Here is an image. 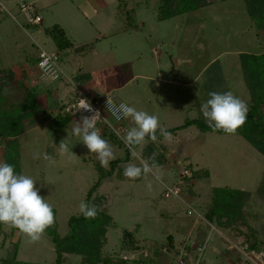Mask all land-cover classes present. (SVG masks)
Here are the masks:
<instances>
[{
  "label": "rangeland",
  "instance_id": "rangeland-1",
  "mask_svg": "<svg viewBox=\"0 0 264 264\" xmlns=\"http://www.w3.org/2000/svg\"><path fill=\"white\" fill-rule=\"evenodd\" d=\"M22 1L34 6L42 23L38 27L27 25L17 0H0L14 17L0 12V72L13 73L12 83L6 80L5 92L0 94L1 131L5 132V138H0V163L6 142L18 148L19 174L36 180L39 194L52 205L60 237L67 234L69 218L79 215V204L99 179V171H109L110 163L123 160L127 153L128 160L119 168L124 172L129 165H139L144 159L141 150L150 143L146 139V144L130 150L123 139L100 128L115 154L106 168L101 167L96 154L90 153L81 137L72 134L80 116L56 129L50 120L51 114L57 113L51 106L54 102L63 106L77 92L89 98L108 96L156 115L160 126L171 130L192 120L207 125L200 108L212 91H231L249 101L239 55L260 54L264 40L257 37L243 0H208V6L163 20L158 19L159 0H108L111 10L105 16L113 25L107 32L96 18H87L79 8L86 0ZM57 23L75 48H91L58 52L61 78L49 84L39 77L33 60L41 50L55 51L43 30ZM97 32L104 37L96 40ZM218 73L220 76L211 81ZM76 77L77 82L73 81ZM26 89L40 106L36 114L27 108L30 100ZM123 125L126 131L135 126L131 118ZM171 136L169 141L160 134V140L154 142V147L165 148L167 162L163 167L134 180L117 178L115 173L100 183L95 195L105 198L106 214L112 220L105 235L104 256L114 259L113 264H138L139 260L128 263L119 259L121 253L129 252L122 243L125 233L140 247L150 242L167 244L172 235L178 253L156 254L157 264H178L180 258L184 264H195L198 258L201 264H241L237 250H227L228 241L246 251L248 237L259 252H264V156L238 136L203 133L196 126L179 129ZM62 140L75 154L72 159L59 155ZM35 153L52 155L55 165L34 159ZM184 169L195 177L182 179ZM173 186L179 187V196L165 199L166 188ZM218 189L249 193L239 221L227 229L205 218L212 193ZM199 245L205 248L201 256L196 252ZM143 253L138 258L148 264L150 250ZM14 255L18 261L31 264H53L56 260L47 234L30 242L18 229L0 224V260ZM79 262L76 256H64L63 264Z\"/></svg>",
  "mask_w": 264,
  "mask_h": 264
},
{
  "label": "trees",
  "instance_id": "trees-1",
  "mask_svg": "<svg viewBox=\"0 0 264 264\" xmlns=\"http://www.w3.org/2000/svg\"><path fill=\"white\" fill-rule=\"evenodd\" d=\"M243 2L246 14L255 23L257 37L264 40V0H243ZM209 4L210 2L208 0H159L158 19L163 20L183 13L194 12L205 6H208ZM43 35L49 38L54 44V52L56 54H58V52L66 50L73 49L75 50V52H78L79 50H83V48H91V45L75 48L71 41L68 39L64 30L57 24L52 25L49 28H45L43 30ZM261 49L262 52L258 55H239L242 77L249 94V101L246 103L248 106L246 121L241 127L237 129L234 134H228L222 130H213L203 121L198 120L187 121L183 126L167 131L172 134L179 129L187 128L189 126H196L203 133L214 132L221 136H238L244 139L248 144H250L260 155L264 156V45ZM37 57L33 60L34 65L37 63ZM216 65L217 61L214 62L210 66V68ZM218 76H220L219 73L218 75L213 74L210 78L211 81H215ZM12 78V72H0L1 95L5 92L3 91V89L4 87H6V80L11 82ZM77 80L78 77L73 79V81L75 82H77ZM27 95L26 98L30 100L27 108L30 112L36 114L37 112H39L40 106L36 102L35 98L31 96L30 92ZM2 99L3 98H1L0 100ZM51 106L56 108L57 111L56 115L51 114L50 117V120L52 121L56 129L66 127L71 122L72 117L61 116L59 114L61 107L56 106V102H54V105ZM14 128H12L11 130H13ZM1 130L2 123L0 118V138H5V132ZM157 137L158 139L160 138L159 131H157ZM147 140L149 141L150 145L144 147L141 150V155L144 159H148L152 156L153 153H156V160L159 166L163 167L167 162V160L165 159V148H156L154 147V142H152L150 139ZM128 158L129 153L125 155L123 160L112 161L109 165V171L102 172V170H100L99 179L88 191L84 201L88 202L89 204H94L98 207L99 211L95 219H86L81 212L79 213V215L69 218L67 222L68 231L64 237H60L57 234L54 223L52 226L48 227L45 230L44 234H47L50 238V242L54 248V253L56 254V260L53 264H63L64 256H76L80 258L79 264H113L114 259H112L111 257H105L103 254L105 235L108 227L112 225V220L106 214L105 198H103L102 196H97L95 195V193L99 188L100 183L104 179L112 177V175H114L115 173L117 178L119 177L120 179H124L126 177L123 174V170L119 168V164L126 162ZM2 159L3 163L6 162L12 164L14 166L15 172L19 174L18 148L13 149L6 142L2 150ZM149 163L151 164L150 160ZM192 177H195L193 172ZM261 193L264 194V187ZM248 199L249 193L247 192L229 189L215 190L212 193V201L207 209L205 218L207 222H214L220 228L227 229L228 227H232L239 221V217L241 216V214H243V208ZM166 242L168 244H164L166 247L162 244H157L154 242H150L149 245L140 247L133 242L132 237L129 233L124 234L122 241L123 247L129 252L140 253L146 249H149L151 255L149 256L148 264H157L155 257L158 254L162 253L164 248H166L167 253L171 251H174V253L176 254L178 253L176 247H174L175 243L172 236H168ZM246 246L248 251H258L255 242L252 241V237H248L246 239ZM0 262L1 264H31L18 261L15 255L11 259H1Z\"/></svg>",
  "mask_w": 264,
  "mask_h": 264
},
{
  "label": "clouds",
  "instance_id": "clouds-1",
  "mask_svg": "<svg viewBox=\"0 0 264 264\" xmlns=\"http://www.w3.org/2000/svg\"><path fill=\"white\" fill-rule=\"evenodd\" d=\"M209 97L200 108L207 125L213 130L234 134L246 121L248 112L246 102L231 91L224 93L212 91ZM114 108L115 105L108 99L106 111L120 119L131 118L135 124L122 137L130 150L146 144V138L156 142L157 131L165 140L172 139L171 133L160 126L156 115L128 105H121L118 113ZM78 109L91 112L92 115L82 116L81 121L73 127L72 134L81 137L90 153L96 154L100 166L106 168L109 162L115 159V154L113 146L101 136V130L96 127V122L101 119L100 113L94 110L86 99H80ZM58 148L61 156L68 159L75 156L66 140H62ZM156 155L153 153L148 159H140L139 165H129L124 169V175L133 180L148 175L153 169L160 167ZM34 159H43L53 166L56 163L55 158L47 153H35ZM35 181L28 175L17 174L12 164L0 163V224L18 229L30 242L39 241L45 230L54 223L52 205L39 194ZM79 209L86 219H95L99 211L96 205L86 201L80 202Z\"/></svg>",
  "mask_w": 264,
  "mask_h": 264
},
{
  "label": "built area",
  "instance_id": "built-area-1",
  "mask_svg": "<svg viewBox=\"0 0 264 264\" xmlns=\"http://www.w3.org/2000/svg\"><path fill=\"white\" fill-rule=\"evenodd\" d=\"M17 6L19 8L20 13L23 15V17L26 20L27 25L30 26H39L42 22L41 17L37 14L36 9L32 4H28L23 2L22 0H17ZM0 12H6L10 18L14 19V17L11 16L9 11H6L3 5L0 3ZM35 69L39 73V77L41 79L45 78L46 83H52L55 81H58L61 78V71L59 68V56L55 52L47 53L43 50L39 52V55L37 57V63L35 65ZM42 79V80H43ZM78 94L73 93V96L70 97V99L67 102H64L63 106H61V109L59 111V114L61 116H68V117H77V116H90L92 115L91 112H86L84 110L78 109L79 108V101L80 99H86L92 106L94 110L99 111L101 119H99L96 122L97 128H104L110 131V133L118 140H122V137L124 136V133H126L125 126L123 125V122L125 119L118 118L117 115H113L106 111V104L108 99L113 102L115 105L114 111L118 113L119 107L121 105H125L124 103H118L114 99L108 96L104 97H98V98H89L85 95L77 92ZM182 179H188L191 178L192 174H189L188 170H182ZM180 194V189L177 186L168 187L166 188L163 197L165 199H169L171 197L177 198ZM227 250L231 251L233 249L237 250L236 252L240 255L241 264H264V252H259L255 250H238L236 243L228 241ZM238 245V244H237ZM204 245H199L198 248H196V252L201 256V254L204 252ZM164 253H167L166 248L163 249ZM140 254H143V252H140ZM140 254H134V253H121L120 259L124 262L128 263H136L137 260L138 264H142L140 262V259L138 256ZM142 256V255H141ZM186 257V254L183 255ZM147 257V255H145ZM182 257V256H180ZM179 257V258H180ZM181 260L178 261V264H184V259L180 258ZM187 259V258H186ZM187 261H189L187 259ZM140 262V263H139ZM190 262V261H189ZM200 263L199 258L196 260L195 264ZM194 264V263H193Z\"/></svg>",
  "mask_w": 264,
  "mask_h": 264
},
{
  "label": "crops",
  "instance_id": "crops-1",
  "mask_svg": "<svg viewBox=\"0 0 264 264\" xmlns=\"http://www.w3.org/2000/svg\"><path fill=\"white\" fill-rule=\"evenodd\" d=\"M107 1L108 0H86V2H84L83 5L79 6L80 9L82 8L84 14L87 15V18H89V17L91 18V16H93L94 18L97 19L100 26H102L104 32L109 31V29L111 28V25H113V22H111V20H108V18H106V16L109 14V12L111 10ZM105 14H106V16H105ZM57 24L60 27H62L61 24H59V23H57ZM103 37H104V35H102L101 32L96 33V40H100ZM36 92H39L38 88L36 89ZM44 94H45V91H44ZM52 95H54V93ZM47 96L53 99V101H52V99H50V101L54 102V97L53 96L51 97V94H47ZM213 251H215V249H213Z\"/></svg>",
  "mask_w": 264,
  "mask_h": 264
}]
</instances>
